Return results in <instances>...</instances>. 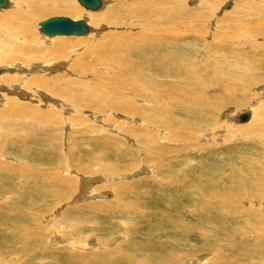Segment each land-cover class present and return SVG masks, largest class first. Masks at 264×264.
<instances>
[{"label": "bare ground", "instance_id": "1", "mask_svg": "<svg viewBox=\"0 0 264 264\" xmlns=\"http://www.w3.org/2000/svg\"><path fill=\"white\" fill-rule=\"evenodd\" d=\"M5 1L7 6L5 8L0 7V133L4 132V126L1 122L12 120L14 116L20 115L33 120L35 117L33 118L32 114L40 111L37 108L38 101L43 100L46 102L45 107L47 111H52V108L55 109V101L51 96L50 98L42 97L45 94L42 93L41 88L47 91L49 86L51 87L50 84L59 83L61 88L53 85V89H50L51 94L62 98L61 101L63 103L60 105L59 113L67 114V112L73 110L75 114L76 112H82L84 109H99L101 111L107 109L112 114V117L120 121V125H117L118 131L123 130L122 127H126L125 124L129 125L128 127L130 128L127 129L130 131L134 129L132 126L138 125V123L141 126L146 125L150 129L152 128V131H147L148 135L151 136L148 137L146 133L140 144L137 142V148H140V146L146 147L147 151L145 152H147V158L145 160L152 166L160 169L167 165L169 166L172 159L174 161L178 160L179 154L183 151L190 150L189 148L192 150V147H195L196 149H194L197 154L201 153L202 150L207 151L203 147L207 148L204 145L208 143H203L204 145L202 147L194 145L197 142L189 134V131L192 132V135L199 138L198 140L201 145V142L208 141L211 137H214L217 142L219 141V137L222 139L223 136L229 138L238 136V134L230 133L234 125H236L232 124L234 123L233 119H235V123L243 124L250 117L247 126L249 125L254 128L258 124L259 130L255 128L251 132L245 131L246 134L244 135H246V138L251 137L252 139L262 134L264 130V110L262 109L264 108L257 107L260 103H264V99L259 100V103L256 102L257 104H254L255 106L250 108V110L248 109L250 115L248 112L231 114L232 111H230V113L228 112L229 114L225 113L222 115L226 119L221 122L220 126H212V119L214 120L217 115L223 113L224 109L231 106L241 107L243 104L245 105L243 101L237 100L234 96V93L241 86L245 85L251 88L259 83H264V64H255L259 58H255L256 60L251 62L252 60L247 58L244 53L238 56H228V47L223 46H215L213 48L209 46L206 60L201 58L205 56L203 54L199 59H196L197 62L194 61L192 63L193 56L197 53L194 49V40L196 39H194L195 37H187L182 40L180 38L182 35L179 36L181 34V22H184V24L188 23V21H183L181 18V15H186V12L181 9L182 6L179 4L180 0H104L105 3L103 6L101 1L102 9L99 12L97 10L101 6L96 10H86V12H83L70 0ZM74 1L79 4L77 0ZM211 1L214 2L213 0ZM211 1L207 0L204 3L213 4ZM259 1L264 2V0ZM246 2L252 7L258 6V2H253V0H247ZM174 8L177 9L172 11ZM259 12H264V7L260 8ZM51 14H65L74 19L78 17L77 19L79 20V16H84L85 19L83 20L89 26L87 33L89 36H86L87 38L80 37L83 40L81 39L78 43H72L70 39H79V36L55 35L48 37L44 35L39 30V24L41 22L38 20ZM259 16L261 19H257V21L259 23L263 22L264 24V13L259 14ZM36 20L39 23L35 27ZM178 21L181 22L179 23ZM235 26L237 33L243 34L245 32L254 39L255 37L256 39L257 37L264 39L263 25L262 28H255L250 22L240 23L238 21ZM104 27L108 31L98 36L101 34L99 30ZM215 27H217V24ZM36 30L43 36L38 37L35 33ZM195 30L197 29L192 27V30L188 32H194ZM145 41H150L149 43L151 44H146ZM86 42L88 46H86L85 56L77 57L76 55V57L74 56L75 58H72L74 55L73 47ZM77 49L79 50L78 47ZM81 49L83 50V46ZM146 50L149 52L148 55L145 52ZM144 52L146 54L143 56L142 53ZM211 53L214 54L211 56ZM12 66L17 67L15 70L19 68L18 72L20 70L22 73L21 80L28 77L27 74H30V72L39 71V73L32 76L29 75L27 79L21 82L17 74L9 75V72L12 70L9 71L8 67ZM5 70L9 72L4 74ZM43 73L47 75L53 73V75L50 74L51 76L47 77ZM43 77L46 79L44 80ZM107 82L110 84L115 83L113 86H116V88H113V86H105L104 83ZM31 84H34V87H30ZM117 86H123L126 89L117 88ZM262 97L264 98V96ZM34 98H36L35 104H33ZM41 114L44 116L45 113L42 112ZM242 114L248 116L245 122L239 121V116ZM127 115L139 116L141 120L137 121L135 118L127 117ZM36 117L40 118V116ZM190 117L201 119L202 122L200 121L197 126H195L196 124L191 125L192 128H190V124L185 122ZM60 121L66 125L69 124L67 123V117H63ZM230 125L233 126L229 130L228 126ZM204 127L206 129L203 130ZM219 129H224V132H221ZM29 132V129H26L24 135H20L17 132H8V136L2 135L6 139H3L5 143H0V159L2 157H5L3 159H9L7 158V152H13V150L28 156L31 153L29 148L31 145L29 142L31 141V144H37L39 142L35 140V134L37 132ZM126 132L128 133L129 131ZM170 132L172 133V142H178V147L166 146ZM192 139L195 140V142L193 141L194 143L191 142ZM98 140L100 142H107L110 139L108 137H100ZM147 144L151 145L148 147ZM35 152L36 155L42 157L39 159L44 161L40 151ZM125 152L127 151L119 150L118 152L114 149L113 154L114 157H118L125 155ZM258 159L256 162H248L246 164L251 175L249 180L237 181L230 186L225 184L220 185L214 190H210L209 197L205 201V207L208 209L205 210L204 208V210L208 213H218L220 216L229 218L230 220L228 221L235 223L237 229L242 232L241 234L244 236L249 234L250 239L248 242L256 250L257 248L260 249L259 257L255 256L258 260L256 259L255 261L252 258L254 259L253 263L264 264V154ZM145 160L143 161L146 162ZM4 161H0V230L3 232L8 231L7 237L10 241L8 243H0V248L12 246L10 249L22 251L27 257V262L31 261L35 264H42V258L46 255L58 257L62 264H68V261L70 264H145V261L138 260L132 252L119 247L90 246L85 240L77 242L74 240L75 231L71 227H65V223L63 225L60 222V218L56 216H54L53 220L47 219V221H52L47 222L48 224L41 227L42 231L47 234L45 238L40 237L37 239V236L34 235L38 222L33 211L39 209V207H47L50 202L60 204L72 197L70 192L73 190L74 193L75 187L73 186L74 188H72L69 183H66L65 177L67 172L68 176L71 175L74 181L77 180L79 184V192L70 201L72 204L76 203V199H79L80 202H85L92 198H102L104 195L108 196V192H105L106 194H96L95 188L92 189L91 186V190L89 192L87 191L88 196H84L81 190L84 191L90 183L94 184L96 180H99L102 184L101 187H105L104 184L111 186V184H107L106 182H112L115 179V182H120L124 179L129 180L128 174H123L126 175L125 177H120L121 175L114 177L110 174L99 175L102 179L88 176L91 175V169L94 171L99 169L101 171L100 168L105 167L101 160L97 159L99 163L93 167L88 163L78 166V170L77 168L76 170H71L69 167H66L65 172L62 170L64 172L63 174L53 176L52 181H47L48 176H46L45 170L40 168L42 166L41 164L33 163L32 165L28 164L29 166H21L27 163L11 165ZM239 162L244 163L245 161L240 160ZM151 165H148V170L154 176L156 168ZM131 168L132 166L125 169V171ZM144 168L143 164L140 163L135 170L140 169V172ZM80 169L81 172H79ZM59 172L61 173V171ZM118 172L120 173L122 171ZM107 176H110V178ZM11 178L14 181H11ZM171 182L176 184L173 179H171ZM23 185L26 186L23 187ZM122 185L125 186L118 191L119 197L115 196L116 203L114 205L89 206L87 210H97L99 214L119 216L126 213H136L134 207L135 202L134 204L130 202V198L132 197L131 186L127 183ZM26 188H28L29 192ZM111 190L113 191V186ZM109 196L111 197L112 194ZM204 198L206 199L207 197L205 196ZM85 203L89 204L88 202ZM87 204L84 206L80 204L72 206V212L81 213L87 207ZM29 211L30 213L33 212V214L30 215ZM44 211L48 214L52 209L44 208ZM57 214L58 211L54 213V215ZM62 215L68 216V212L64 210ZM140 217L143 218L141 215ZM222 220L224 221V219ZM217 222L224 224L222 221ZM226 224L228 223L226 222ZM239 225H241L242 230L239 228ZM28 227H31L29 229L30 234L27 237H22L20 234L21 231ZM216 237L218 239L220 238L219 233H217ZM234 238H237V236ZM44 240L54 248L61 243H64L65 246H62L63 248L57 251V255H53V251H45L43 247ZM108 246L110 247V244ZM213 247L218 248L219 246L215 245ZM222 249L227 253L226 258ZM236 249L237 247L230 245V243L229 245H223L221 249L216 251L219 253L216 264H239L236 260L237 256L229 255V252L234 253ZM91 252L93 257L89 258ZM9 253L10 251L7 252V254ZM2 255L3 253H0V256ZM174 255L169 256L168 264L179 262V258ZM6 260L8 258L0 257V264H3ZM196 261L197 263H201L202 259H197ZM50 264H54V261Z\"/></svg>", "mask_w": 264, "mask_h": 264}, {"label": "rangeland", "instance_id": "2", "mask_svg": "<svg viewBox=\"0 0 264 264\" xmlns=\"http://www.w3.org/2000/svg\"><path fill=\"white\" fill-rule=\"evenodd\" d=\"M70 1L73 2L75 6H77V8L81 9V11L86 12V9H84L82 6L77 4L74 0H70ZM101 1L103 6L105 1L104 0ZM205 1L207 0L179 1V4L182 6L181 9H183L184 12H186V15H181V18L183 21H188L187 24H184V22L182 23L180 21L181 34H179V36L182 35L180 37L182 38V40L186 39L187 37H195L194 39H196L194 40V49L197 51V53L196 55L193 56L192 63L194 61L197 62L196 59H199L203 54L205 56L201 58H204V60H206L208 56L207 49L209 46L212 48L215 46H223V47H228L229 50L228 56L231 55L238 56L240 54L243 55L244 53L247 56V58L252 60L251 62L259 58L258 62H255V64L257 65L258 63L264 64V39L263 38L260 39L259 37H257V39L255 37L254 39L253 37L248 36L245 32H243V34L237 33L235 26L236 22L239 21L240 23L250 22L251 24L254 25L255 28L258 27L262 28L264 26L263 22L259 23L257 19H261L259 14L264 13V12L262 13L259 12L260 8L264 7V2L263 1L261 2L259 0H253V2H258V6L252 7L248 5V3L246 2L247 0H219V1L213 0L214 2L208 0L211 1L213 4H205L204 3ZM102 6L100 9L97 10L98 12L102 9ZM176 9L177 8H174L172 9V11H175ZM97 11H91V12H97ZM53 16H63L68 18L71 17L65 14H61V15L51 14L43 19H39L38 21L42 22ZM77 18L74 19L71 17L70 19L79 20ZM79 18L85 19L84 16H79ZM38 21L37 20L35 21L34 24L35 27L37 23H39ZM216 24L217 27H215ZM232 24L233 26H231ZM192 27H195L197 30H195L194 32L193 31L188 32L192 30ZM107 31L108 29L106 27L102 28L101 30H99V33L101 34H99L98 36L103 35ZM35 33L37 34L38 37L43 36L39 32H37V30ZM86 36H89V34L85 36H79V39L77 38L70 39L71 40L70 42L78 43L82 38H87ZM45 38L48 39L47 37ZM197 39L199 42L200 41L201 42L199 43ZM149 42L150 41L148 42L145 41L146 44H151ZM86 44L87 42L83 44L81 43L78 46L73 47L74 55L72 58H75L76 55L77 57L85 56L84 53H86V46H88ZM82 46H83V50L81 49ZM77 47L79 48V50L77 49ZM145 52L148 55L149 52L147 50ZM145 52L142 53L143 56L146 54ZM213 54L211 53V56ZM251 56H253L254 58ZM16 68L17 67L14 66L8 67L9 71L10 70L12 71L9 72L5 70L4 74L5 73L7 74L8 72L9 75L17 74L18 78L22 82L25 79H27L29 75L32 76L39 73V71L30 72V74H27L28 77H25L23 78V80H21L22 78L20 77L22 76V73L20 72V70H19L20 73L18 72L19 68L15 70ZM55 72L53 73L55 74ZM53 73L50 74L53 75ZM43 74H45V76L47 77L51 76L50 74L48 75L46 73ZM253 75H257V74H253ZM43 79L45 80L46 78L43 77ZM104 84L105 86L107 85L111 87L115 85V83L110 84L108 82ZM50 85L51 87L49 86V89L47 91L41 88L42 93L45 94L42 97L50 98L51 96V98H53V100L56 103L55 109L52 108V111H47L45 107L46 102L41 100L38 101L37 104V108L40 111L32 114V117L33 118L35 117L33 120L29 117L26 118L19 115V116H14L12 120L9 121L5 120L1 122V124L4 126V132H1L2 134L0 133L1 135L0 143H5L3 139L5 140L6 137L3 136H8L7 134L8 132H17L20 133V135H24L26 133V129H29L30 131L29 133L37 132L35 134V140H37L36 142L38 141L39 142L37 144H31V141L29 142L31 145V146L29 145L31 153L28 156H25L24 154L13 150V152L11 151L7 152L8 153L7 158L9 159H3L5 157H2L0 161L3 162L5 160L4 161L5 163L11 165H16L18 163H27V164H22L21 166L23 165L29 166L32 165L33 163L41 164L42 166L40 168L45 170L46 176H48L47 181H52V177L60 176L61 174H63L65 172L64 170L66 169V167H69L71 170H76V168L78 170V166H82L87 163L91 164L93 167L99 163L97 159H100L105 167H101L100 168L101 171H99V169H97L96 171L91 169V175L88 176H92L96 178L99 177L102 179V177L100 176H103L105 174H110L114 177H119L118 175H121L120 177L122 176L125 177L126 175L123 174H128L129 180L124 179L123 181L115 182L116 180L115 179L112 182L107 181L106 183L111 184V186L104 184L105 187H101L102 186L101 182L99 180H96L94 184L90 183L85 188L84 191L80 189L81 192H83L84 196L87 197L88 196L87 191L89 192L91 188L92 189L95 188L96 194L97 193L106 194L105 192H108V196L104 195L102 198L96 197L89 199L88 201H85L88 202L89 204L85 202H80L79 199H76L75 201L76 203L72 204L70 201L73 200L72 198H74L75 195H77V193L79 192L78 190L79 184L77 180H75L76 182L74 181L71 175L68 176V172H67V175L65 177L66 183H69L70 186H72V188L75 187L74 193L73 190L70 192L72 197L67 201L66 200L63 201L60 204L50 202L47 205V207L44 206L45 209L46 208L52 209V211L49 212L48 214L45 213L43 207L41 208L39 207V209L37 210L35 209V211H33L35 213V217L38 222L35 229L36 232L34 231V235L37 236V239H39L40 237L45 238L47 236V234L42 231L41 227L51 222L54 216H56L60 218V222H62L63 225L65 223L64 225L65 227H71L73 231H75L74 240H76L77 242L85 240L87 244H89L90 246L99 245L101 247H108V248H114V246L119 247L123 250H128L132 252V254L138 260L140 261L142 260L143 262L145 261L144 262L145 264L147 263L168 264L169 256L174 254L179 258V262H176L174 264H211V263L216 264L219 258V253L216 251L221 249L223 245H229V243L230 245H235L237 247L236 251L234 252L235 254L233 252L232 253L229 252V255L237 256L236 260L238 261L239 264H256L253 263V261L254 259L255 261L257 259L255 256L259 257L260 249L257 248L256 250L255 247H253L248 242V240L250 239L249 234H247L246 236L241 234L242 232H240L237 229V225L232 221H228L230 220L229 218L220 216L218 213H208L205 211L206 209H208L207 207H205L206 206L205 201L209 197L210 190H214L220 185L225 184L230 186L232 183H235L237 181L249 180L251 175L249 174L250 171L246 164L248 162H256L257 159L263 156L264 154V130L262 134H259L258 137H253L252 139L251 137L246 138V135H244L248 131L251 132V130H255V128L259 130L258 124L254 128L250 127L249 125L247 126V124H249L250 117L248 121L243 124L235 123L236 121L235 119H233L234 123L232 124H236V125H234V128L230 133L238 134V136H235L233 138H229L227 136L226 138L225 136H223L222 139H220L219 137L218 138L219 141L217 142L214 137H211L208 140L209 142L208 141L201 142L202 143L201 145L198 140L199 138L192 135V132L189 131V134L198 143V144L194 143L195 140L192 139L191 142L194 143V145H198L202 147L204 144H206V142L208 143L204 145L207 146V148L203 147V149L207 151L205 152L202 150L201 153L197 154L195 147H192V150L191 148H189L190 150L183 151L179 154L178 160L174 161V159H172L170 161L169 166L167 165L166 167L160 169L155 166H152L150 163H148V161L145 160L147 158V152H145L147 151L146 147L140 146V148H137V142L138 144H140V142L144 139V136L147 133V131H152V128L150 129V127H147L146 125L141 126L140 123H138V125H133V126L130 125L132 126V128H134L130 131L129 129H127L130 128L128 127L129 125L125 124L126 127H122L123 130L118 131L119 129H117V125H120L119 123L120 121L112 117V114H110V112L107 111V109L104 111H101L99 109H92V110L84 109L82 112H78L79 114L77 112L74 114L73 110L67 112V114L59 113L58 110L60 109V105L63 103L61 101L62 98L51 94L50 89H53V85H57V87L61 88V85L59 83H53ZM30 87H34V84H31ZM118 87L124 90L126 89L123 86L121 87L117 86V88ZM247 87L248 86L243 85L241 86V88H239L238 91L234 93L235 98L237 100L243 101L245 105L243 104L244 106L242 105L241 107L231 106L228 107L230 109L228 108L224 109L223 113L217 115L214 120L212 119L213 127L220 126L221 122L225 121L224 119H226L222 117V115L225 113L229 114L230 111H232L231 114L248 112L250 115V111H249L250 108H252L257 103H259L258 102L259 100L264 99L262 97L264 96V92H263L264 83H259L258 85H254L251 88L249 87L247 88ZM113 88H116V86H113ZM261 92L263 93L261 94ZM34 99H33L34 101L33 104L36 103V98ZM42 102L43 104H41ZM259 107L264 108V103H260L257 108ZM233 108L235 109L232 110ZM42 112L45 113L44 116H42L41 114ZM112 112L116 113L115 111ZM36 116H40L41 119ZM118 116H123V115H118ZM63 117L68 118V122H67L69 123L68 125L60 121V119H62ZM127 117L135 118V120L137 121L141 120L139 119L140 118L139 116L127 115ZM200 121L202 122L201 119H196L193 117H190L185 120V122L190 124V126L195 124H196L195 126H197V124H199ZM232 126L233 125L228 126L229 130L231 129ZM190 128H192V126ZM204 129L206 128L204 127L203 130ZM219 130L221 132H224V129H219ZM126 131L129 132L127 133ZM171 135L172 133L170 132L169 140L166 141V146L170 145L171 147H178L179 143L178 142L173 143ZM147 136L149 137L151 135H148L147 133ZM100 137L101 138L108 137L110 140L107 142L104 141L100 142L98 140V138ZM150 145L151 144H147L148 147ZM114 149L117 150L118 152L119 150L127 151V152H125L126 153L125 155L114 157L113 154ZM35 151H40V153L43 155L44 161L39 159L41 156L36 155ZM168 156H172V155H168ZM142 159L145 160L146 162H144ZM240 160H243L245 162L244 163L239 162ZM140 163L143 164V166L145 167L144 168L145 171L141 170L139 172L140 169L135 170ZM145 165L146 166L151 165L152 167L156 168V173L154 174V176L148 170L149 166L146 168ZM131 166L132 168L130 170L125 171V169H128ZM62 170L64 172H62ZM117 170L122 172L119 173ZM59 171H61V173ZM79 172H81V169ZM97 172L98 174H96ZM107 177L110 178V176ZM171 179H173L176 182V184L172 183ZM11 181L14 180L11 178ZM124 183L130 184L131 186L132 197L130 198V202H132L133 204L135 202L134 207L136 209V213L135 212L130 214L126 213L127 215L124 214L119 216V215L99 214L98 213L99 211L97 210H91V211L87 210L89 206L97 207L98 205H114L116 203L115 196L119 197L118 191L125 186L122 185ZM171 183L174 185H172ZM6 184H8V182H6ZM25 186L26 185H23V187ZM112 186H113V191L111 190ZM26 189L28 191V188ZM111 194L112 196L110 197L109 195ZM205 196L207 197L206 199L204 198ZM79 204L83 206L87 204V207L84 208L81 213L72 212V206ZM64 210L68 212V216L62 215V212ZM56 211H58V214L54 215ZM140 211H142L144 214ZM33 212L30 213L29 211V214L32 215ZM140 215L143 216V218L140 217ZM119 218L122 219V221H120ZM47 219H52V220L47 221ZM222 219H224V221ZM217 221H222L224 222V224ZM226 222L228 224H226ZM30 228L31 227H28L27 229L22 230L20 233L21 236L27 237L28 234H30V230H29ZM239 228L242 230L241 225H239ZM123 229L124 230L126 229L125 232ZM205 231L207 234L205 233ZM7 232H3L0 230V243H8L10 241V239L7 237ZM213 233L216 235L217 233H219L220 238L218 239L216 235H214ZM235 236H237V238H234ZM212 238L213 239L215 238L216 240L215 239L213 240ZM108 244H110V247L108 246ZM212 245L213 246L218 245L219 247L218 248L213 247ZM240 245L244 248L242 249ZM62 246H65L64 243H61L60 245H57L56 248H54L51 247L50 244L46 243V240L43 241V247L45 251L46 252L53 251V255H57V251L63 248ZM11 247L12 246L0 248V253H3V255L0 257L8 258V260L4 261L8 263L3 262V264H35L34 262L31 261L27 262V257L25 253H22V251L19 250H12L10 249ZM67 247L69 248V246ZM8 251H10L9 254H7ZM223 253L226 258L227 253L224 250ZM92 257L93 254L91 252L89 258ZM197 259H202V262L197 263L196 261ZM42 260H43L42 264H50L53 261L54 264H62L58 259V257L56 256L46 255L42 258ZM68 264H70L69 261Z\"/></svg>", "mask_w": 264, "mask_h": 264}, {"label": "water", "instance_id": "3", "mask_svg": "<svg viewBox=\"0 0 264 264\" xmlns=\"http://www.w3.org/2000/svg\"><path fill=\"white\" fill-rule=\"evenodd\" d=\"M86 10H96L101 6V0H77ZM7 3L5 0H0V7L5 8ZM40 32L48 37L55 35L65 36H81L86 35L89 31V26L85 20L80 19L73 21L68 17H51L39 24ZM248 116L242 114L239 116V121L245 122Z\"/></svg>", "mask_w": 264, "mask_h": 264}]
</instances>
